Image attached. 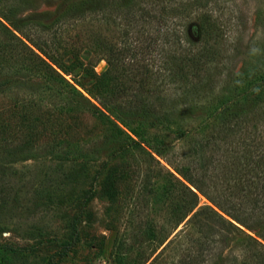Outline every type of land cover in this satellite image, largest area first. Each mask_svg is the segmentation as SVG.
<instances>
[{"label":"rangeland","instance_id":"obj_1","mask_svg":"<svg viewBox=\"0 0 264 264\" xmlns=\"http://www.w3.org/2000/svg\"><path fill=\"white\" fill-rule=\"evenodd\" d=\"M70 2L38 0L19 15L51 24L42 37H57L56 47L48 49L62 67L58 70L97 108H76L75 103L68 107L73 95L62 84L51 88L50 81L26 71H15L9 81L0 82V136L8 143L7 151L26 148L16 159L3 152L0 156V264H140L146 259L145 264H173L196 247L191 219L198 207L187 213L191 198L178 179L190 184L164 158L155 154L161 165L152 160L148 151L163 148L171 163L181 167L186 161L175 152L203 131L208 107L220 106L217 100L224 85L244 91L264 78V0L208 4L224 18L218 49L225 58L217 59L215 66L223 70L214 69L210 95L192 106L191 96L187 102L177 100L196 79L188 75L185 82L159 70L158 47L148 51L156 60L149 66L150 74L140 76L151 82L143 84L135 70L122 74L121 67L111 66L113 51L125 46L123 6L94 13L90 9L96 8V0L71 12L66 10ZM83 11L85 16L79 17ZM199 13L183 19L194 40L200 39ZM153 30L147 25L134 34L141 40ZM138 52L137 59L143 61ZM129 59L123 57V62L129 65ZM222 78L226 81L221 84ZM123 86L129 93L126 99L134 104L121 102V110L115 111L112 93ZM139 97L155 104L160 113L171 108V117L161 123L142 121L134 114L129 118L139 107ZM30 101L39 104L45 117L37 121L38 115L29 114ZM252 115L250 130L264 129V107ZM212 170L220 183L228 172L214 165ZM226 182L223 187L231 190L233 180L228 176ZM242 186L248 191L246 184ZM220 187L205 186L216 197ZM194 190L199 206L213 205ZM243 228L254 236L257 231L264 234V224Z\"/></svg>","mask_w":264,"mask_h":264},{"label":"trees","instance_id":"obj_2","mask_svg":"<svg viewBox=\"0 0 264 264\" xmlns=\"http://www.w3.org/2000/svg\"><path fill=\"white\" fill-rule=\"evenodd\" d=\"M37 1L0 0V82L9 81L15 71H26L32 77L40 76L50 81L51 88L62 84L73 95L71 102L67 104L68 107L72 108V103H75L76 108H97L58 70L62 67L54 53L48 49L56 47L57 37L52 35L48 41L42 37L45 29L51 24L34 17H20L21 11L32 8ZM92 1L96 0H71L66 10L80 12L91 5ZM219 1L190 0L188 5H184L183 0H121V3L119 0H97L98 7L91 8L90 11L111 13L116 7L123 6L126 23L123 34L125 46L117 53L113 51L109 59L111 66L116 69L121 67L122 74L135 70V76L139 75L137 78L143 84L151 81L140 76L150 74L149 66L155 64L156 60L159 70L162 68L167 76L179 75L180 79L186 82L188 75H192L196 79L195 83H192L189 89L183 85L186 92L183 91V97L177 100V103L187 102L190 100L188 96H191L192 106L210 95L211 88L208 85L214 74L216 76L214 69L218 70L215 66L217 59L225 58L220 56L218 49V41L225 34L223 15L221 16L219 9L215 7L207 8L210 2H214L211 4L218 7ZM196 13L200 16L196 21L199 40L191 37L190 30L183 21L185 17ZM79 14V17H83L85 11ZM147 25L149 29H154L152 34H147L139 40L134 32H140V28L146 29ZM157 47L160 51L155 60L149 56L148 51ZM138 51H141L140 57L143 61L137 59L140 53ZM122 56L124 59L130 57L132 62L127 65ZM9 61L12 62L11 65ZM7 64L9 67L5 71ZM10 69L14 71H8ZM219 69L218 72H222L223 69ZM228 79L231 80L232 77L229 76ZM224 81L226 80L222 78L221 84ZM255 85L244 91L224 85L217 100L220 101V106L216 109L208 107L211 108L208 109L210 116L203 123V131L186 144L181 152H175V156L186 161L181 163V167L171 163L167 151L163 148L151 147L152 151H148L152 160L161 165L155 154L164 158L190 184L178 179L184 192L191 198L187 213L198 207L191 219L197 234L196 247L189 248L173 264H264V234L257 231L254 236L243 228H256L264 224V129L259 131L256 127L255 132H252L248 126L255 119L252 112H260L264 107V78ZM57 90L65 91L60 87H57ZM128 94L125 86L113 91V110H121V102H128L126 105L133 106L134 102L125 97ZM74 96H79V99L73 98ZM85 101L86 104L83 103ZM138 101L139 107L136 112L128 115L129 118L134 114L142 121L161 123L172 115V109L169 107L160 113L156 105L149 103L144 97H139ZM35 103L30 101L26 110L30 115H38L35 120L39 121L45 114L41 113V107ZM103 104L108 106L109 103ZM35 135L36 133H33L31 136ZM134 143L144 149L138 141L134 140ZM7 145V141L0 136V156L1 152L3 156L7 153V158L11 159L24 155V146L15 151H7ZM213 165L221 171H228L223 174L221 183L215 172L210 171ZM228 176L234 182L231 190H227L222 184L228 183ZM210 183L213 186L221 184L219 197L211 195L205 188ZM244 184L249 187L248 191H244ZM193 187L213 205L199 206L198 193ZM185 216L186 214L182 216L181 221ZM228 248L232 249L231 252L224 255ZM146 261L147 259L140 264H145Z\"/></svg>","mask_w":264,"mask_h":264}]
</instances>
